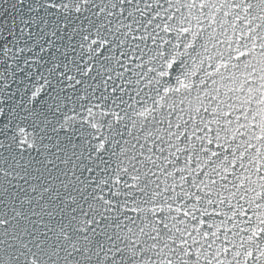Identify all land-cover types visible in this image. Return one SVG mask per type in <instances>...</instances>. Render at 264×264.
I'll return each instance as SVG.
<instances>
[{
  "label": "water",
  "instance_id": "obj_1",
  "mask_svg": "<svg viewBox=\"0 0 264 264\" xmlns=\"http://www.w3.org/2000/svg\"><path fill=\"white\" fill-rule=\"evenodd\" d=\"M0 264H264V0H0Z\"/></svg>",
  "mask_w": 264,
  "mask_h": 264
}]
</instances>
